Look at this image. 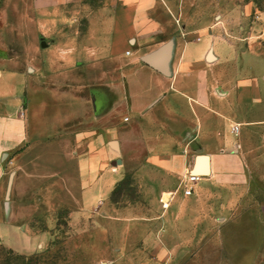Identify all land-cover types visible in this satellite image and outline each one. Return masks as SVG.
Listing matches in <instances>:
<instances>
[{
    "label": "crops",
    "instance_id": "crops-1",
    "mask_svg": "<svg viewBox=\"0 0 264 264\" xmlns=\"http://www.w3.org/2000/svg\"><path fill=\"white\" fill-rule=\"evenodd\" d=\"M29 2L32 10L61 12L82 0ZM81 6L89 13L83 38L41 37L42 66L22 70L0 58V232L16 224L32 233L18 225L13 211L19 159L31 158V183H46L53 157L59 160L58 187L70 192L69 203L112 202L116 185L128 174L141 194L157 197V204L159 196L161 203L167 199L171 212L162 218L163 232L146 231L134 260L117 264H177L173 255L181 250L180 239L197 230L199 191L217 177H240L249 155L264 148V54L262 68L228 67L233 54L243 59L255 47L247 24L256 0H102ZM60 23L66 29V19ZM227 40L249 46L238 51ZM170 41L167 77L142 59ZM84 72L92 77L89 83ZM197 156L207 157L209 174H196L194 192L185 196L181 184ZM40 165L42 174L34 175ZM8 172L11 213L6 217ZM167 221L176 222L174 228ZM257 233L245 235L246 256L239 264L256 262L258 246L250 240ZM0 245L20 254L36 251L17 252L1 237Z\"/></svg>",
    "mask_w": 264,
    "mask_h": 264
},
{
    "label": "rangeland",
    "instance_id": "rangeland-1",
    "mask_svg": "<svg viewBox=\"0 0 264 264\" xmlns=\"http://www.w3.org/2000/svg\"><path fill=\"white\" fill-rule=\"evenodd\" d=\"M91 1L97 4L102 0H82L79 6L70 4L61 12L57 8L51 12L32 10L29 0L0 2V58L22 70L32 68L31 64L42 66L38 55L42 52L41 37L56 42L81 40L88 25L85 16L89 14L83 8L81 11V5ZM256 10H264V0H256ZM64 18L66 29L60 23ZM249 25L250 22L247 28ZM256 29L254 26L253 31ZM227 41L236 44L238 51L249 46L239 40ZM251 45L255 47L247 57L236 59L233 54L228 67L262 68L264 42L254 40ZM56 51L57 47L51 52ZM52 64L58 67L57 61ZM83 76L88 83L92 79L89 73L84 72ZM253 155L255 157L247 158L246 173L234 179L217 177L211 186L199 191L197 196L202 201L196 206L194 228L197 230L195 236L180 239L181 250L173 255L177 264H239L246 256L242 252L244 242L249 241L245 235L256 230L258 235L250 240L258 246L257 259L252 264H264V148L259 147ZM31 161L28 156L19 159L13 211L18 225L34 234L12 224L13 227H4L0 237L4 246L17 252L36 251L20 254L0 245V264L125 263L133 261L138 249L145 244L146 231L163 232L162 218L167 210L171 212L170 207L163 206L161 196L157 204V197L141 194L131 174L116 185L112 202L76 205L69 203L70 192L58 187V158L52 157L49 161L51 170L47 178L50 179L46 183L43 180L31 183ZM37 169L39 173L36 171L34 175H41L42 166ZM10 173L6 176L4 198ZM71 175L74 178V172ZM162 200L168 202L163 197ZM6 202L9 207L6 211L4 206V212L9 217L11 200L5 201V205ZM142 213L149 216L147 220ZM1 218L0 209V221ZM174 223L167 221L166 226L174 228ZM220 232L226 236L220 237ZM206 233L210 236L206 237ZM156 239L159 241L157 234ZM37 243L40 245L36 248Z\"/></svg>",
    "mask_w": 264,
    "mask_h": 264
},
{
    "label": "water",
    "instance_id": "water-1",
    "mask_svg": "<svg viewBox=\"0 0 264 264\" xmlns=\"http://www.w3.org/2000/svg\"><path fill=\"white\" fill-rule=\"evenodd\" d=\"M172 55H173V42L170 41L159 52L152 55L144 56L142 60L145 64L151 66L152 68L163 74L164 76L169 77L171 75L170 65L172 61ZM209 59H212V56H210ZM191 172L201 176H207L209 174L207 157L197 156L195 158L194 166ZM9 193H10V183L6 192V201H8L9 199ZM5 207L6 209H8L9 207L7 202Z\"/></svg>",
    "mask_w": 264,
    "mask_h": 264
},
{
    "label": "built area",
    "instance_id": "built-area-1",
    "mask_svg": "<svg viewBox=\"0 0 264 264\" xmlns=\"http://www.w3.org/2000/svg\"><path fill=\"white\" fill-rule=\"evenodd\" d=\"M250 25L247 28V37L252 40H262L264 42V10H256L253 12L249 19ZM254 26L257 27L255 31ZM259 28V30H258ZM258 31V33H257ZM128 118L125 119L127 121ZM239 126L233 128V132L237 133ZM198 181V176L192 172H188L182 181V190L185 196H190L194 192V186ZM163 202V206L167 207V204Z\"/></svg>",
    "mask_w": 264,
    "mask_h": 264
}]
</instances>
